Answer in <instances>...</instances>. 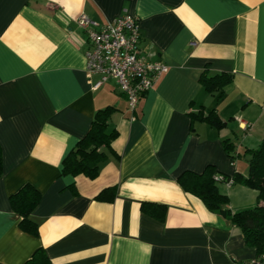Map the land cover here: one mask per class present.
<instances>
[{
	"label": "crops",
	"instance_id": "crops-1",
	"mask_svg": "<svg viewBox=\"0 0 264 264\" xmlns=\"http://www.w3.org/2000/svg\"><path fill=\"white\" fill-rule=\"evenodd\" d=\"M125 12L139 19L140 51L168 65L133 114L113 79L97 88L100 75L88 79L77 23L81 14L105 24ZM204 71L232 76L208 90ZM108 105L116 136L98 174L62 173L64 156ZM210 111L221 125L205 118ZM262 141L264 0H0L1 263L23 264L38 248L52 264L250 259L256 249L240 227L177 177L208 164L246 175V151ZM25 183L41 193L31 213L36 235L19 226L9 200ZM219 187L232 210L257 202L243 183Z\"/></svg>",
	"mask_w": 264,
	"mask_h": 264
},
{
	"label": "trees",
	"instance_id": "trees-1",
	"mask_svg": "<svg viewBox=\"0 0 264 264\" xmlns=\"http://www.w3.org/2000/svg\"><path fill=\"white\" fill-rule=\"evenodd\" d=\"M141 38V35H140ZM140 41V40H139ZM231 74L221 73L209 76L206 71L202 73L201 81L208 90L221 89L231 79ZM113 106L108 105L98 109L86 133L76 142L74 147L64 156L62 173L72 175L84 174L93 178L98 174L99 164L105 158L116 131L108 130L109 111ZM216 126L222 124L214 111L205 116ZM225 147L235 158V152L230 142ZM249 169L246 175L235 172L227 175L219 172L213 165L208 164L201 172L183 171L178 177V183L186 190L199 197L206 207L231 223L240 227L247 245L255 247L256 255L264 254V141L254 150H247ZM2 174V160L0 150V175ZM243 183L257 191L256 204L232 210L228 207L229 197L220 190V183ZM41 199L40 191L31 183H25L9 197L14 211L20 215L19 226L36 235L38 224L31 213ZM161 217L165 209L160 206ZM160 217V218H161ZM0 264H4L1 263ZM23 264H52L43 248H38Z\"/></svg>",
	"mask_w": 264,
	"mask_h": 264
},
{
	"label": "built area",
	"instance_id": "built-area-1",
	"mask_svg": "<svg viewBox=\"0 0 264 264\" xmlns=\"http://www.w3.org/2000/svg\"><path fill=\"white\" fill-rule=\"evenodd\" d=\"M77 23L86 34L88 79L94 74L100 75V79L93 84L94 88L108 78L113 79L119 91L126 97L128 110L133 114L141 96L168 70V65L160 60H151L140 51L137 16L125 12L105 24H99L81 14ZM231 184L230 180L226 185ZM238 264H264V254Z\"/></svg>",
	"mask_w": 264,
	"mask_h": 264
},
{
	"label": "rangeland",
	"instance_id": "rangeland-1",
	"mask_svg": "<svg viewBox=\"0 0 264 264\" xmlns=\"http://www.w3.org/2000/svg\"><path fill=\"white\" fill-rule=\"evenodd\" d=\"M248 162H249V161H247V160L245 161V163H246V165H248V169H249V163H248Z\"/></svg>",
	"mask_w": 264,
	"mask_h": 264
}]
</instances>
